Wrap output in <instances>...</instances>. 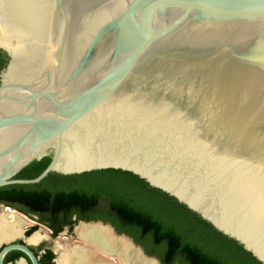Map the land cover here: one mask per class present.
<instances>
[{"label": "water", "instance_id": "95a60500", "mask_svg": "<svg viewBox=\"0 0 264 264\" xmlns=\"http://www.w3.org/2000/svg\"><path fill=\"white\" fill-rule=\"evenodd\" d=\"M0 3L17 47L0 45V188L129 172L264 264V0ZM12 251L38 264L18 244L0 264Z\"/></svg>", "mask_w": 264, "mask_h": 264}, {"label": "trees", "instance_id": "16d2710c", "mask_svg": "<svg viewBox=\"0 0 264 264\" xmlns=\"http://www.w3.org/2000/svg\"><path fill=\"white\" fill-rule=\"evenodd\" d=\"M6 64L0 51V72ZM49 163V158L35 161L15 178L35 179ZM0 204L36 218L53 238L77 221L109 224L160 264H261L173 197L121 170L53 173L36 185L6 186L0 188Z\"/></svg>", "mask_w": 264, "mask_h": 264}, {"label": "bare ground", "instance_id": "6f19581e", "mask_svg": "<svg viewBox=\"0 0 264 264\" xmlns=\"http://www.w3.org/2000/svg\"><path fill=\"white\" fill-rule=\"evenodd\" d=\"M0 45L12 49L15 61L17 47L10 20L2 14H0ZM13 70L14 68L8 74V79ZM28 223L30 222L18 213L4 209L0 215V243L21 236L22 229ZM73 235L79 243L57 244L56 264H114L108 256H114L120 264H156L153 260L144 258L128 241L115 237L107 228L80 225L75 227ZM41 239L42 237L36 234L30 242L37 243Z\"/></svg>", "mask_w": 264, "mask_h": 264}, {"label": "flooded vegetation", "instance_id": "af4514ba", "mask_svg": "<svg viewBox=\"0 0 264 264\" xmlns=\"http://www.w3.org/2000/svg\"><path fill=\"white\" fill-rule=\"evenodd\" d=\"M3 55L6 57V55L3 53ZM0 208L5 209V208H9L12 209L14 211H16L14 208H12L9 205H3L0 204ZM98 210H105L104 206H99ZM33 221L36 222V218L33 219ZM37 226L40 225L36 222ZM42 226V225H41ZM45 227V226H43ZM33 227H31L30 229H22L23 230V235L9 241V242H3L0 245V251L5 248L8 245L11 244H18V245H23L25 247H27L36 257L38 264H56V254L53 253L50 249H48L45 244L38 247V248H34L33 246L35 244H29L27 241L28 239L31 237V229ZM46 228V227H45ZM48 229V228H46ZM50 231L51 237H52V231L50 229H48ZM53 238V237H52ZM27 240V241H26ZM3 264H32L31 261L29 260V258L23 254L22 252L19 251H12L9 252L4 260H3Z\"/></svg>", "mask_w": 264, "mask_h": 264}, {"label": "rangeland", "instance_id": "374dc122", "mask_svg": "<svg viewBox=\"0 0 264 264\" xmlns=\"http://www.w3.org/2000/svg\"><path fill=\"white\" fill-rule=\"evenodd\" d=\"M3 210L4 209L0 208V215L3 212ZM15 212H17V211H15ZM26 219L30 223L26 224L23 229H30L31 227H36L37 226L35 221L30 220L27 217H26ZM71 232H72V230H69L68 233H62L61 235H58L57 237L52 238L51 234H50V231L48 229H46L43 226H40V227L37 226V230L32 232L31 233L32 234L31 237L28 239V241L27 240L26 241L29 244H35L33 246L34 248H38V247H40V246L45 244V246L48 249H50L53 253H56V247H57L58 243H63V244L65 243V244H68V245H73L75 243H79V241H77V239L75 237H73V238L71 237L72 236ZM36 234L41 236L42 239L39 240L37 243H31L30 239H32ZM3 242H5V241H3ZM57 257H58V255H57ZM57 257H56V259H57ZM108 258L111 259L114 264H120V262L114 256H108Z\"/></svg>", "mask_w": 264, "mask_h": 264}]
</instances>
